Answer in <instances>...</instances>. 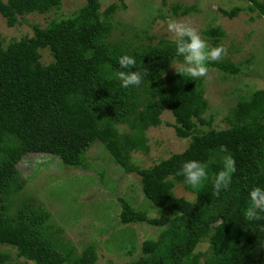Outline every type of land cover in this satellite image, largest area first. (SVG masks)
<instances>
[{"label": "trees", "instance_id": "1", "mask_svg": "<svg viewBox=\"0 0 264 264\" xmlns=\"http://www.w3.org/2000/svg\"><path fill=\"white\" fill-rule=\"evenodd\" d=\"M83 1L69 16L44 27L34 24L32 36L4 46L0 32V246L13 247L17 258L33 264H96L92 244L78 253L61 237V228L49 223V211L32 197L20 196L25 179L16 165L28 153H44L63 165L88 169L86 153L100 143L111 162L139 175L145 198L164 211L150 218L121 202L120 224L163 228L157 239L143 241L138 258L121 264H264V220L244 217L250 190L264 188V112L259 111L264 90L240 97L224 119L227 127L216 129L203 117L208 103L202 78L178 74L180 66L171 69L173 62L183 63L172 40L149 37L144 43L138 33L113 37L111 18L119 7L126 8L123 0L102 11L99 0ZM246 1L247 9L264 18V0ZM61 2L0 0V15L12 27L26 14L59 9ZM241 9L219 11L233 18ZM193 11V6H171L173 15ZM204 33L212 37L213 47L224 36L220 27ZM42 49L51 57L46 64ZM123 55L136 59L130 71H148L139 87L120 86L115 73L123 70L118 64ZM208 66L230 75L242 69L229 59ZM165 110L172 115L167 125L175 136L189 141L181 152L140 167L132 155L148 151L146 130L162 123ZM226 155L234 158L237 170L229 188L216 196L212 178ZM190 160L208 165L209 178L196 188L176 175ZM176 186L193 193V200L177 197ZM201 242L207 248L195 251ZM11 260L0 250V264Z\"/></svg>", "mask_w": 264, "mask_h": 264}, {"label": "rangeland", "instance_id": "2", "mask_svg": "<svg viewBox=\"0 0 264 264\" xmlns=\"http://www.w3.org/2000/svg\"><path fill=\"white\" fill-rule=\"evenodd\" d=\"M102 11L112 3L120 6V0H99ZM126 8H118L112 15L113 37L130 38L138 33V40L147 43L149 37L172 40L168 30L170 20L182 21L195 28L213 47L212 37L204 31L220 27L224 36L218 44L227 49L222 59H229L242 66L240 72L230 75L208 66L209 72L201 83L208 108L203 114L211 119L212 127H227L224 121L230 109L240 97H248L255 90H264V18L257 10L247 9L246 0H123ZM193 6L195 11L186 15H173L171 6ZM84 4L83 0H62L59 9L39 14L30 13L19 22L8 27L0 15V32L3 45L23 36H32L33 25L44 27L51 19L69 16ZM242 8L233 18L223 15L219 8L230 10ZM41 61H51L47 49L40 50ZM182 63L173 62L171 69ZM259 111L264 112V102ZM162 123L146 130L147 152H135L133 162L140 167L181 152L189 139L178 138L174 129L167 125L173 118L168 110L161 115ZM206 127L203 126V130ZM88 169L66 166L59 159L44 153H28L17 163L19 175L25 179L20 191L22 197H32L50 213L49 223L62 230L61 237L74 246L78 253L92 244L96 252V264L107 261L121 264L138 258L146 239H157L162 227L144 222L119 223L121 202L126 201L137 211L145 212L150 218L164 211L147 200L141 190L139 175L127 173L109 160L100 143H95L86 153ZM101 173L103 177L101 178ZM177 197L193 200L194 194L181 186L174 188ZM207 242H201L196 250H205ZM0 250L11 255V264H33L16 257L13 247L0 246Z\"/></svg>", "mask_w": 264, "mask_h": 264}, {"label": "clouds", "instance_id": "3", "mask_svg": "<svg viewBox=\"0 0 264 264\" xmlns=\"http://www.w3.org/2000/svg\"><path fill=\"white\" fill-rule=\"evenodd\" d=\"M168 30L172 33V42L175 45L176 55L183 57V63L176 71L180 75H187L193 80L208 75V63L219 62L227 49L223 45L212 47L201 34L189 24L182 21L170 20ZM120 71L115 73L122 88L139 87L148 76V71H130L136 68L135 57L123 55L119 58ZM124 128L118 129L123 134ZM208 165L198 160H190L183 163L177 176H183L186 185L196 188L206 181ZM236 162L231 155H226L222 160V168L212 178L213 194L218 196L221 191L227 190L236 172ZM249 205L244 211V217L248 221L264 220V188L256 186L248 194ZM261 230H264L262 226Z\"/></svg>", "mask_w": 264, "mask_h": 264}]
</instances>
